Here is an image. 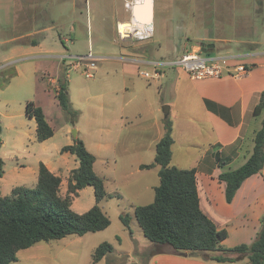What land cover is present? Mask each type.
<instances>
[{"label": "rangeland", "instance_id": "1", "mask_svg": "<svg viewBox=\"0 0 264 264\" xmlns=\"http://www.w3.org/2000/svg\"><path fill=\"white\" fill-rule=\"evenodd\" d=\"M69 1L60 9L54 0H47L45 4L50 5L49 9L59 24L46 33L25 36L21 41L43 40L44 50L47 48L67 50L72 54H86L91 47L94 54L107 57L96 62L97 69L91 78L83 74V68H72L60 59L43 62L47 64L51 77L58 79L62 74H66L72 107L80 111L78 121L75 125L72 124L58 104L50 84H47V80L41 79L46 88L45 93L49 97L46 113L54 128V135L43 142L36 138L35 118H30L26 112L27 100L34 97L28 95L29 81L26 73L22 72L10 83L6 80L10 69L18 67L20 70H28V67H33L34 59L40 58L17 61L0 71V122L3 128L0 143L4 142V145H0V154L4 157L6 173L0 183V196L4 193L9 195L13 185L36 187L40 162H44L52 172L62 178L60 192L66 195L71 172L79 166V160L75 154L63 152L62 148L73 144L74 130H80L79 138L96 156L94 169L104 177L106 190L111 195L100 203V207L110 217L111 224L104 230L88 232L81 236L71 234L61 239L40 241L20 250L17 260L11 264H92L97 246L104 241L113 244L114 250L97 264H148L149 254L152 252L172 250L169 245H155L146 238L134 216L135 207L154 201L155 187L160 184V166L138 170V162L149 164L155 161L156 149L152 146L138 149V141L143 140L132 139L134 134L142 131L143 124H137L130 129H120L114 124L120 107H141L142 114L149 119L146 123L150 126L149 132L154 135L162 129V121L166 118L172 119L175 113L179 114V130L176 129L174 133L177 140L173 146L174 155L171 162L179 168L188 169L196 164V160L204 152L209 132L206 126L194 128L184 122L188 120L192 111L188 103L197 102L187 72L181 68H166L164 76L156 81L148 80L140 74V71H152L149 64L142 63L137 65V68L128 70L129 67L112 58L120 51L119 35L102 31L100 22L95 19L97 16L95 13L91 29L87 24L86 14H73L72 3ZM19 2L0 0V67L25 54L18 43L13 42V38L33 33L31 29L34 27L33 17L19 11ZM80 2L85 3V0ZM161 2L153 37L146 39L133 37L126 44L130 53L143 57V60L172 59L186 50L199 49L202 43H212L210 36L222 39L224 34L233 33V27L228 20L231 18L237 20L243 14H249L252 23H256L258 34L262 36L260 50L264 51V0H161ZM261 7L262 11L257 12ZM101 11L110 14L111 8H101ZM75 19L82 22L83 31L64 33L65 37L74 39L66 47L59 33L66 28L68 30L70 22ZM21 21L22 23H18ZM243 25L241 22V27ZM143 27L146 29L147 26ZM254 30L257 31L255 28ZM155 42H159L160 46ZM220 43L222 42H218ZM216 52L217 49H213L208 54L214 55ZM43 63L39 62L41 70L45 68ZM178 75L179 91L175 95L174 83ZM124 86L129 90H124ZM127 101L129 103L125 105ZM166 106H172L169 115L165 112ZM150 141L151 139H148L144 142L148 145ZM115 147H118L117 150ZM122 147H133V152L124 162H116V153ZM94 204H96L94 187L87 185L73 198L72 208L78 213H83ZM127 213L132 217L130 229L121 219V215ZM202 253L197 252L189 256L199 257Z\"/></svg>", "mask_w": 264, "mask_h": 264}, {"label": "crops", "instance_id": "2", "mask_svg": "<svg viewBox=\"0 0 264 264\" xmlns=\"http://www.w3.org/2000/svg\"><path fill=\"white\" fill-rule=\"evenodd\" d=\"M19 1V11L24 15L33 17L32 23L34 27L31 28L33 33L31 32L30 34L13 38V42L16 44L18 43L20 46L19 48H22L25 54L21 55L19 59L13 60L12 63L3 65V67L0 68V71L5 70L8 66L17 61L40 58L34 59L35 63L33 67H28V70H20L18 67L10 69L6 75V80L10 83L12 79L18 77L22 72H25L29 81L28 95L34 96L33 98H29L27 102L34 101L37 106L42 107L46 118L51 125L46 113V104L49 102V97L45 93L46 88H44L41 79L47 80V84H50V87L52 88L51 90L55 92V95L57 94L55 89L58 79L51 77L47 64L43 62H53L55 59L59 60V56L67 54L68 51L53 50L51 48L44 50L45 43L43 40H33L31 42L21 41L25 36H31L39 32L46 33L50 28L59 23L56 21L51 9H49L50 5L47 6L45 4L47 0ZM63 1L64 3H62ZM67 1L69 0H54V3H57L56 5L61 9L65 6V2ZM142 2L143 0H109L108 2L106 0H85V3H83L80 2V0H71L73 14H86L87 24L91 29L93 28L92 23L95 13L97 15L95 19H98L100 22L102 31H110L119 35V40L121 41L119 44L120 51L118 54L112 56V58L121 64H124V66L126 65L129 67L128 70H131L132 68L134 69L135 67L137 68V65L142 63L149 64L152 67L150 61L159 59L153 58L148 61L143 60V57L130 53L129 48L126 46L133 37L146 39L151 38L154 35L156 19L159 13L158 7L159 5H162V2L161 0H151V5H147L143 9V15L150 12V24L139 23L133 17V6L135 3ZM101 8H111L110 14L106 13V11H101ZM260 10L262 11V7L261 9H257V12ZM248 16L249 14H243L242 16H239L240 18L237 20L234 18L229 19L228 22L233 27V33L227 35L224 34V38L221 39L210 36V39L213 41L212 43H215L214 49H217L216 54L237 55L241 57L242 61L251 65V70L247 75L242 77L226 75L222 78L193 79L186 70L181 68L188 73L189 79L192 81V91L195 94V100L197 101L195 103H188V107L192 108V111L190 112L188 120H185L184 122L194 128H202L203 126H206L209 132L204 152L198 157L196 164L193 166L197 170L196 176L200 206L209 218L215 222L218 229H225L227 231V237L222 241V245L226 248H231L242 243H252L261 230V219L264 216V167L260 173L248 177L242 183L231 202H228L226 199L225 182L219 179L221 173L237 169L249 159L254 148L255 134L261 128L264 119L263 113L260 115H254L253 113L254 107L259 102L261 93L264 90V51L260 50L262 36L258 34L259 30L256 23L253 24L252 19ZM240 21L244 23L242 27ZM18 23H22V21ZM135 26L137 28L147 26L146 31L148 32L133 34L131 32V27ZM68 28V30L66 28V30L59 33V37L66 47L69 43L73 42L74 39L71 37H65L64 33L67 31L69 33L81 32L83 31V25L81 21L75 19L70 22ZM254 28L257 31H255ZM87 29L89 31V28ZM34 41H36L35 44L33 43ZM114 41H116L115 37ZM218 42L222 43L218 44ZM156 44L160 46L159 42ZM104 57L106 58L107 56ZM39 62L44 64H42L45 66L44 70L39 69ZM165 70L156 81L164 76L166 72ZM174 87L175 95H177V92L179 91V75L174 83ZM58 88L59 87L57 86V89ZM123 89L129 90L126 86H124ZM129 101H127L125 105H127ZM208 101H212L215 104L216 109H212L208 105ZM196 103H198L197 106L195 105ZM168 107L167 114L169 115L172 111V106ZM170 120L172 122V135L174 138V143L172 145L173 151V146L177 140L174 133L176 129L179 130V114L175 113ZM147 122H149V119L142 114L141 107H120V111L114 120V124L119 126L120 129H130L137 124H143L142 131L138 134H134L135 136H133L132 139L138 141L137 139L141 138L143 140L138 141V149H146L151 146L156 149L158 141L165 134L164 121H162V129H160L155 135L149 132L150 126L146 124ZM79 134L80 130L77 131L76 137H79ZM148 139H151V141L146 145L144 141ZM1 145H4V142H2ZM115 148L117 150L118 147ZM132 152L133 147L119 148L118 153H116L115 161L124 162L127 157H130ZM2 158L4 160V157ZM142 164L146 163L138 162V170L149 169L141 168ZM5 175L6 173L4 171L3 176L0 177V183ZM15 186L19 185L11 186L10 192H12V189ZM61 195L63 194L61 193ZM3 196L7 195L4 193ZM102 201L99 202V205ZM218 253L219 252L202 253L201 256L196 257L187 254L181 255L175 253L172 249L171 251L154 254L150 257L148 264L249 263L247 256L237 258L235 261L225 262H219L209 258L210 255ZM229 255L231 257L237 256L235 253Z\"/></svg>", "mask_w": 264, "mask_h": 264}, {"label": "trees", "instance_id": "3", "mask_svg": "<svg viewBox=\"0 0 264 264\" xmlns=\"http://www.w3.org/2000/svg\"><path fill=\"white\" fill-rule=\"evenodd\" d=\"M34 44L36 41L33 42ZM56 98L67 119L76 124L80 111L74 109L69 94L66 74L58 78ZM216 109L212 101H208ZM26 112L37 122V139L44 141L54 135L42 107L34 101L26 103ZM254 115L264 114V90L253 110ZM165 134L156 145L155 161L142 164L141 168L160 166V184L155 187L154 201L135 207L134 216L144 235L155 245H169L175 253H209L210 259L225 262L247 256L248 264H264V216L262 227L256 239L231 248L222 245L227 237L225 229H218L215 222L202 210L197 182V170L172 165L174 138L172 122L164 120ZM2 125L0 122V141ZM63 152L75 154L79 166L74 168L68 181L66 195H61L62 178L52 172L43 162L39 164L38 183L34 188L15 186L10 195L0 196V264H11L17 260L20 250L40 241L61 239L71 234L84 235L106 229L111 219L100 207L99 202L109 197L105 180L94 170L96 156L90 152L84 141L76 137L75 142L62 148ZM264 167V119L254 137V148L249 159L239 168L223 172L219 179L225 182L226 199L231 202L242 183L258 174ZM4 160L0 156V177L4 174ZM87 185L94 187L96 204L89 210L78 213L72 208L73 198ZM130 214H122L123 223L130 229ZM114 246L108 241L100 243L92 264H97ZM164 251L152 252L149 256ZM235 253L236 257L229 254Z\"/></svg>", "mask_w": 264, "mask_h": 264}, {"label": "built area", "instance_id": "4", "mask_svg": "<svg viewBox=\"0 0 264 264\" xmlns=\"http://www.w3.org/2000/svg\"><path fill=\"white\" fill-rule=\"evenodd\" d=\"M103 56L92 52L91 47L86 54L67 53L59 56V59L67 66L80 69L87 77H93L97 69L96 62ZM69 60V62H68ZM153 70L140 71V74L148 80L159 78L166 68H182L191 78H222L226 75L242 77L249 73L251 65L241 60L240 56L229 54H208L201 49L186 50L172 59L162 58L151 60ZM1 68V67H0Z\"/></svg>", "mask_w": 264, "mask_h": 264}, {"label": "water", "instance_id": "5", "mask_svg": "<svg viewBox=\"0 0 264 264\" xmlns=\"http://www.w3.org/2000/svg\"><path fill=\"white\" fill-rule=\"evenodd\" d=\"M147 5H151V0H143L142 3H135V5L133 6V17L136 21H138L139 23H145V24H150L151 23V15L150 12H148V14L143 15L142 11L143 9L147 6ZM215 47V43H202L200 45V49L203 53H209L212 49H214ZM168 106H166V110L165 112H168ZM75 131V137L77 136V130ZM1 145V143H0ZM181 255H186L185 252H180Z\"/></svg>", "mask_w": 264, "mask_h": 264}, {"label": "bare ground", "instance_id": "6", "mask_svg": "<svg viewBox=\"0 0 264 264\" xmlns=\"http://www.w3.org/2000/svg\"><path fill=\"white\" fill-rule=\"evenodd\" d=\"M131 32L134 34H141V33H144V32H148L146 31V29L142 26L140 28H137L136 26L135 27H131Z\"/></svg>", "mask_w": 264, "mask_h": 264}]
</instances>
